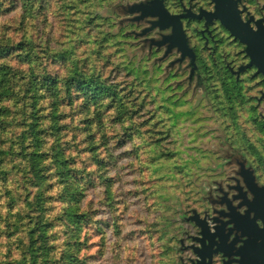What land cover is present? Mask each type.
I'll return each mask as SVG.
<instances>
[{
  "label": "trees",
  "instance_id": "16d2710c",
  "mask_svg": "<svg viewBox=\"0 0 264 264\" xmlns=\"http://www.w3.org/2000/svg\"><path fill=\"white\" fill-rule=\"evenodd\" d=\"M98 3L0 0V132L13 136L0 140V264H83L71 250L80 243L60 242L57 226L78 228L103 209L107 227L96 230L97 253L108 232L121 250L128 237L125 212L135 203L148 211L141 219L154 218L148 228L156 236L150 238L171 250L172 212L165 217L155 191L144 188L147 178H167L177 170L160 160L170 148L167 138H159L163 123L152 122L156 99L131 113L130 105L143 97L140 90L117 91L109 83L108 71L122 58L108 23L93 18ZM77 51L105 60H77ZM133 84H140L136 76L128 79ZM139 114L148 119L139 121ZM10 155L18 157L15 172L5 166ZM126 160L135 174L131 188L123 197L119 184V196L110 202ZM97 192L99 202L92 198L88 208L81 205ZM54 202L65 205L62 215L51 216ZM162 253L159 264H175V253Z\"/></svg>",
  "mask_w": 264,
  "mask_h": 264
},
{
  "label": "rangeland",
  "instance_id": "374dc122",
  "mask_svg": "<svg viewBox=\"0 0 264 264\" xmlns=\"http://www.w3.org/2000/svg\"><path fill=\"white\" fill-rule=\"evenodd\" d=\"M140 2V0H133L128 4H134L131 5L134 7L139 5ZM102 3L103 0H99L98 7L92 13L93 18L98 17L108 23L109 34L114 38L115 44L118 45L119 55L122 58L118 60V68H111L108 71L109 83L116 87L117 91L122 89H130L133 92L136 89L140 90L143 97L137 102L133 101L135 103L130 105L131 113L139 105L156 99V113L152 122L154 124L155 122L163 123L158 127L159 138H167L164 141L165 146L170 148V151L167 149V152L163 155L164 157L160 160L164 166L177 171L167 178L158 176L147 178L144 189L155 191L156 197L161 202V211L165 217L170 216L172 212L170 219L174 225L172 236L178 228V223L183 222L181 209L184 206L191 205V168L194 165H196L195 171L198 178L199 172H202L208 161L213 166L210 167V171L217 178L210 184L204 183L205 186H197V190L201 193V198L204 201L208 194L206 189L210 186L213 188L212 184L214 182H217V185L220 186L223 182L228 181L230 178H222L225 175L227 176L231 170L235 171L238 187L244 188L243 181L247 178L245 170L241 169V166L238 168L236 164L232 165L234 157L239 156L245 159L243 150L237 144L244 143L241 146L254 153L253 162L245 159L248 166L246 169L252 171L255 168L257 169L255 174L253 172L255 175L253 184L264 188L262 184L264 183V123L252 119L251 104H241L239 100L227 103L226 98L223 96L224 69L221 55H224V49L218 48L215 52H208L204 42H198L196 52L201 60L197 63L194 54L191 58V49L193 50V48H191V43L188 41L190 49L188 60H174L176 57L175 52H168L165 47L157 45L162 34L145 29L149 27L147 24L149 25L152 19L138 20L137 22L130 20L135 24L127 23L124 28H119L120 21L126 15L116 11L115 16L110 17L106 9L101 8ZM128 25L135 26V29L139 30H128ZM141 32L142 35H140ZM200 47L201 52H199ZM164 48L165 51H163ZM74 56L77 60H105L86 57L81 51L75 52ZM200 62L203 63V66ZM124 68H126V72H123ZM130 76H136L140 84L129 86L128 79ZM249 79V77H246L240 82V89L245 95L248 86L253 84ZM253 87L259 89L256 93L260 100L263 97L261 92L264 91V86L255 83ZM261 101L264 102V100ZM230 106H233V111L230 110ZM111 114L115 116V112H111ZM139 116H142V114H139ZM147 119L142 116L138 120L142 122ZM12 138L11 134L0 132V140L10 141ZM79 139H81L80 136ZM66 140L70 142L72 139L69 137ZM135 141L139 142L138 140ZM129 147L127 145V148ZM17 160L18 157L16 156H8L6 168L14 171L13 167L16 166ZM129 161L126 160L121 164L125 167L122 172L124 179L113 180L114 188L109 193L110 202L119 196L117 192L119 184H122L123 187L121 191L123 197H125V189L131 188L132 178L135 177V174L128 167ZM217 161H220V163H217ZM49 173L53 174L51 170ZM177 181L179 185L176 184ZM238 187L236 186V188ZM229 188H219L218 192L220 194V192ZM235 191L237 192V190ZM213 192L214 190H212V194H214ZM228 194L233 195L232 192H228ZM97 195L98 192L95 195L88 194L81 205L88 208L89 200L92 198L99 202ZM219 197L217 196L216 200ZM53 205L54 210L51 216L62 215L61 207H65V205L59 202H54ZM221 207L226 208L224 204H221ZM107 212V209L95 210L91 220L88 223L79 225L78 228L68 227L66 224L57 226L59 230L57 237L60 242L66 243V240L70 238L73 241L76 239L73 242L75 246L80 243L77 248H71V250L79 252L80 256L84 258L83 264H159L162 261L160 255L163 254V250L165 255L167 251L174 253L173 246L176 241L172 236L171 250L162 249V245L157 243V239L152 240L150 238L156 236L153 234L154 230L148 228L153 223L152 219L154 218L149 215L147 219H141L146 216L148 211L140 204L135 203L130 211L125 212L123 223L126 232L124 235L128 237L122 243L121 250H118L114 245L111 240L112 235L108 232V239L104 241V249L101 254H98L100 235L96 230L107 227V224L102 221L106 217L103 214ZM94 222H97L96 229L94 228ZM179 242L182 243L181 240ZM65 248L68 247L65 246ZM182 252L178 251V253ZM116 253H120L118 258L115 257ZM66 256L68 255L66 254ZM68 264H71L70 259H68Z\"/></svg>",
  "mask_w": 264,
  "mask_h": 264
},
{
  "label": "flooded vegetation",
  "instance_id": "af4514ba",
  "mask_svg": "<svg viewBox=\"0 0 264 264\" xmlns=\"http://www.w3.org/2000/svg\"><path fill=\"white\" fill-rule=\"evenodd\" d=\"M119 1L103 0L101 8L106 9L110 17L115 16L116 11L126 15L120 21L119 28H124L127 23L135 24L130 20L137 22L152 19L149 25L147 24L149 27L145 29L162 34L157 45L165 47L168 52H175L174 60L187 59L190 51L188 41L193 48L191 58L194 54L197 63L201 60L196 52L198 42H204L208 52H215L218 48L224 49V55H221L224 69L223 96L227 103L239 100L241 104H251L252 119L264 123V102L261 101L264 100V91L261 92L263 97L259 100L256 93L259 89L253 87L255 83L264 86V0H140V4L134 7L131 6L134 4H128L133 0ZM134 8L139 9L141 15L132 14ZM128 28L133 31L135 26L128 25ZM200 64L203 66L202 62ZM246 77H249L253 84L248 86L245 95L240 89V82ZM230 110L233 111V106H230ZM237 144L243 150L245 159L253 162L254 153L249 152L247 148L244 149L241 146L244 143ZM216 157L218 158L217 155ZM245 159L234 157L232 165L236 164L238 168L241 166V169L245 170L247 178L243 183L244 189H247L253 185L257 169L247 170ZM195 167L196 165L191 168V205L181 209L183 222L178 223V228L172 236L176 241L173 246L176 264H192L196 261L195 250L199 247L196 239L201 237L199 235L201 228L210 229L214 209H219L221 204L225 207L238 204L235 171L230 169V173L223 176L222 179L230 178L225 183L218 186L217 182H214L213 188L210 186L206 189L208 194L204 201L197 186H205L204 183L210 184L217 178L210 171V167L213 166L208 161L202 172H199L198 178ZM224 187L230 188L219 194L218 189ZM228 192H232L233 195H227ZM217 196H220L218 200ZM190 217L191 220H187ZM179 248L183 250L182 253H178ZM220 263V256L213 255L211 264Z\"/></svg>",
  "mask_w": 264,
  "mask_h": 264
},
{
  "label": "water",
  "instance_id": "95a60500",
  "mask_svg": "<svg viewBox=\"0 0 264 264\" xmlns=\"http://www.w3.org/2000/svg\"><path fill=\"white\" fill-rule=\"evenodd\" d=\"M131 13L141 15L139 9ZM236 190L239 204L215 210L210 229L201 228L192 264H211L213 255L220 256V264H264V188Z\"/></svg>",
  "mask_w": 264,
  "mask_h": 264
}]
</instances>
